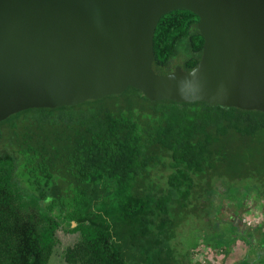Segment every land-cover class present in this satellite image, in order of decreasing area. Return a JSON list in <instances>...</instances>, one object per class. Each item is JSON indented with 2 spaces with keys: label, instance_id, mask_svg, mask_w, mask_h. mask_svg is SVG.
<instances>
[{
  "label": "trees",
  "instance_id": "16d2710c",
  "mask_svg": "<svg viewBox=\"0 0 264 264\" xmlns=\"http://www.w3.org/2000/svg\"><path fill=\"white\" fill-rule=\"evenodd\" d=\"M197 20L188 10L160 17L155 71L173 69L180 50L183 69L196 64ZM0 138V264H50L59 227L79 233L63 250L70 264H195L198 241L226 243L227 228L216 234L206 216L215 191L229 204V242L253 233L264 243L262 110L151 100L127 86L15 112L0 120ZM249 205L263 219L243 226ZM200 223L216 235L187 243L185 226Z\"/></svg>",
  "mask_w": 264,
  "mask_h": 264
},
{
  "label": "water",
  "instance_id": "95a60500",
  "mask_svg": "<svg viewBox=\"0 0 264 264\" xmlns=\"http://www.w3.org/2000/svg\"><path fill=\"white\" fill-rule=\"evenodd\" d=\"M172 10L197 15L202 48L190 69L160 73L153 34ZM127 86L264 111V0H0V120Z\"/></svg>",
  "mask_w": 264,
  "mask_h": 264
},
{
  "label": "rangeland",
  "instance_id": "374dc122",
  "mask_svg": "<svg viewBox=\"0 0 264 264\" xmlns=\"http://www.w3.org/2000/svg\"><path fill=\"white\" fill-rule=\"evenodd\" d=\"M183 52L180 50L176 55H174L172 58H170V64L173 65H177L182 62L183 59ZM2 143V139L0 138V144ZM223 187V186H222ZM236 187V186H235ZM231 189V187L225 186V189L223 187L224 192L228 193L229 190ZM230 193V192H229ZM215 198H214V204L213 207H215V209H213L212 211L207 210L208 213L206 216L209 217L210 222L212 223V227L213 224L215 223V232H217L216 234H220V236L223 233V229L227 228L226 232L221 236L222 240L221 241H226L229 242L231 239L230 237H228V229L230 228V226H228V222H227V217L229 216V212L230 209L227 207V205L229 206V204H225L226 202L223 200L220 191H215ZM247 202V200H246ZM251 209H249L247 211V213H243V211L241 212L242 214V219L240 221L241 225H243V222L246 223V221L248 219H250V223L249 224H258L260 222H262V216L257 213V210L253 207V205H249ZM227 208V209H226ZM210 209V208H209ZM205 216V217H206ZM220 221V222H219ZM219 222V223H217ZM201 227H203V225L200 223L199 225H194L191 226L188 224V226H185V228H190L191 229V235H188L186 242L189 244H194L195 242L198 241V239L202 238V233H201ZM205 228V226L203 227ZM207 229V228H206ZM217 229V230H216ZM206 234L205 236H203V238H210L214 235V232L212 233V228L210 230V232L208 230H206ZM79 236V233L77 231H68L65 230L61 227L57 228L56 230V243L53 247V251L51 253V256L49 258V263L50 264H70L68 262L65 261L64 257H63V250L64 248L73 243ZM217 237V236H216ZM217 243V239L215 240ZM247 240L245 239L244 242H246ZM243 242V240H241V243ZM243 242V243H244ZM198 243H200V247L198 250V263L197 264H213V256L212 252L214 253L215 251L210 248L209 246H201L202 242L198 241ZM225 243V244H226ZM196 254V253H195ZM213 259H212V258ZM215 260V259H214Z\"/></svg>",
  "mask_w": 264,
  "mask_h": 264
},
{
  "label": "crops",
  "instance_id": "0c3cea01",
  "mask_svg": "<svg viewBox=\"0 0 264 264\" xmlns=\"http://www.w3.org/2000/svg\"><path fill=\"white\" fill-rule=\"evenodd\" d=\"M246 225V224H245ZM243 225V226H245ZM264 229V228H262ZM246 242L242 237L235 238L234 241L226 244H215L210 246L215 252H212L213 264H264V243L259 244V239L253 233L244 234ZM241 240L243 242L241 243ZM196 248L191 254V260L198 263V250ZM196 253V254H195Z\"/></svg>",
  "mask_w": 264,
  "mask_h": 264
},
{
  "label": "built area",
  "instance_id": "2783aa9c",
  "mask_svg": "<svg viewBox=\"0 0 264 264\" xmlns=\"http://www.w3.org/2000/svg\"><path fill=\"white\" fill-rule=\"evenodd\" d=\"M250 222H251L250 219H248V220L246 221L247 224H249Z\"/></svg>",
  "mask_w": 264,
  "mask_h": 264
}]
</instances>
